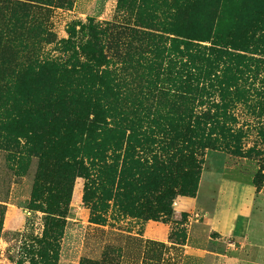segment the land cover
Wrapping results in <instances>:
<instances>
[{"label":"rangeland","instance_id":"obj_1","mask_svg":"<svg viewBox=\"0 0 264 264\" xmlns=\"http://www.w3.org/2000/svg\"><path fill=\"white\" fill-rule=\"evenodd\" d=\"M187 1L203 0H0V264H228L216 261L213 252L231 257L233 244L243 251L260 245L264 259V0H229L218 15L203 22L207 39L200 43H220L218 47L231 35V25L239 26L236 35L245 39V8L256 24L251 39L236 47L243 56L239 70L220 73L212 83L204 60L210 55L154 51L174 35L171 23L179 18L165 25L168 12ZM72 54L82 60L105 54L110 61L96 70L113 75L95 80L44 67V62L70 67ZM180 61L200 80L179 74ZM112 86L103 102L108 99L128 119L166 122L189 106L199 115L192 119L202 121L200 112L214 111L211 99L228 103L234 117L223 121L241 129L242 150L225 142L207 147L203 139V145L193 146L203 161L196 195L176 194L168 215L132 216L126 212L124 154L115 159L116 172L108 183L109 171L87 169V158L73 140L55 143L46 133V142L34 146L18 136L23 127L13 121L23 93L34 98L45 97L48 89L58 96L63 87L105 91ZM197 86H205L212 97ZM87 103L84 99L75 108L79 117L86 115ZM87 116L92 119L93 111ZM217 135L216 129L212 137ZM155 145L145 157L162 155ZM58 188L63 191L55 197ZM171 188L178 191L175 185ZM236 207L237 222L244 228L240 238L223 234L213 221L216 211L226 222ZM49 216L60 222V236L44 259L39 245L55 235ZM243 255L240 259L246 260Z\"/></svg>","mask_w":264,"mask_h":264},{"label":"trees","instance_id":"obj_2","mask_svg":"<svg viewBox=\"0 0 264 264\" xmlns=\"http://www.w3.org/2000/svg\"><path fill=\"white\" fill-rule=\"evenodd\" d=\"M228 1L203 0L202 2H192V5L189 1L178 2L174 11L168 12L170 20L165 23L167 25L171 20L179 18L175 24L171 23L172 29L170 31L172 32H169L174 35L165 38L168 40V45L162 41L164 37H161L160 41L163 43L157 45L154 51L157 54H165L167 50H171L177 56L181 54V56L186 55L189 57L191 54L210 55L204 60L209 70L206 78H209L207 81H211V83L218 80L221 76L220 73L226 74L229 70L231 73H233V70L237 72L239 70L238 64L243 56L241 53L236 52L238 49L236 47L251 39V31L256 26V24H253L255 18L251 17L250 14V16H247V8L241 15V18H243L242 23L247 26L245 28V39H240L236 35L238 29L241 28L231 25V35L226 38V42L221 40L224 42V44H221L222 46H217L220 43L212 46H202L200 43V41L207 39L203 35L206 33L203 32L206 28L203 22L209 18H214L216 14L218 15L220 6H224ZM247 6L251 8L249 1ZM164 16L165 14L162 15V17ZM161 24L164 25V20ZM194 31H199L201 34H192ZM166 59L168 60V58ZM163 60L165 59L162 57ZM180 60H182V57ZM69 61L70 67L66 63L60 62H44V67L53 70L58 69L78 78L87 77L95 80L101 79L106 73L113 75V72L109 73L108 70H103L102 72H106L104 74H99L96 70L99 63L110 61L105 54H99L86 60L72 54ZM172 61L173 59L170 58V62ZM174 61H177V59ZM180 62L179 74L185 75V79L200 80L201 76L187 70V62ZM221 65L224 67L229 65L230 67L221 68ZM113 86L106 88L105 91L63 87L58 96L54 94L55 90L48 89L45 97L37 95L34 98L27 97L30 94L24 95L22 92L23 100L20 99L13 121L23 127L20 128L18 136L26 138L34 146L46 142L44 137L46 133L50 134H48L50 136L49 141L56 140L55 143L58 140H73L75 148H79L81 154L87 158V169L89 168L98 173L109 171L108 183L116 172L115 159L121 153L124 154L126 212L132 216L145 213H147L146 217L168 215L171 214V204L176 194L196 195L203 161L199 155H196L197 148L193 146L195 144L203 145V139L207 140L205 144L207 147H215L217 142H225L226 145L233 146L236 150H242L240 145L241 129H235L229 126L226 121H223L225 118L233 120L234 117L229 113L228 103L215 102L214 99H211L214 111L200 112V118L204 119L202 121L192 119V117H199V115L194 108L189 106L178 112V117H171L172 119L166 122L160 120L149 121L142 117L128 119L120 114L121 112L117 114L118 108L111 107L108 99L103 102V99H106L111 93ZM190 89H199L202 94H206L209 98L212 97L209 95L210 91H206L205 86H197L196 89L195 87H189ZM76 91H79L80 96H77ZM84 99L88 102L84 113H91L92 110L94 114L92 119L87 116V113L79 117L75 112V108L82 105ZM108 116L116 119L110 120ZM216 129L218 135L213 138L212 132ZM260 133L264 137V128H261ZM163 141L168 143L161 145ZM157 143L160 146L159 151L165 157L157 153L152 157L151 155L145 157V152H154ZM251 150H248V152L250 153ZM109 159L112 160L111 163H109ZM154 160H156V163L152 165L151 161ZM81 163L84 165V162ZM148 168L152 169L148 170ZM173 185L178 187V191H172L171 187ZM62 191L63 189L60 188L54 189V196L58 197ZM49 214H52L51 211H49ZM48 219L47 224L54 228L55 235L54 239L51 238V241H43L39 245L38 254L44 259L48 258L46 249L53 251L56 248L55 246L58 245L54 241L59 235L57 230L61 227L60 222L53 216H49Z\"/></svg>","mask_w":264,"mask_h":264},{"label":"crops","instance_id":"obj_3","mask_svg":"<svg viewBox=\"0 0 264 264\" xmlns=\"http://www.w3.org/2000/svg\"><path fill=\"white\" fill-rule=\"evenodd\" d=\"M227 218L226 222H221V218L217 216L215 211L213 216L214 225L217 226L223 234L240 238L243 234L244 228L237 222V219L240 220L237 207L230 212ZM232 247V250H234L233 256L230 257L229 254H226L225 252L215 251L213 252L216 255L215 260L223 263L227 262L228 264H240L244 261H246L247 264H264L263 256H261L262 254L260 253L263 252L262 246L252 245L249 246L248 249L246 246L244 249L248 250L249 254L244 255L241 253V251H245H243V248L235 246L234 244ZM242 255L247 257L246 260L240 259V256Z\"/></svg>","mask_w":264,"mask_h":264}]
</instances>
